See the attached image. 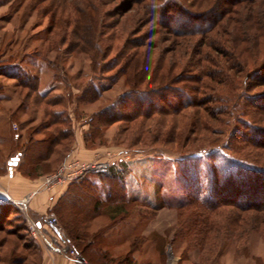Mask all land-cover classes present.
I'll list each match as a JSON object with an SVG mask.
<instances>
[{"label":"trees","instance_id":"16d2710c","mask_svg":"<svg viewBox=\"0 0 264 264\" xmlns=\"http://www.w3.org/2000/svg\"><path fill=\"white\" fill-rule=\"evenodd\" d=\"M262 1L129 0L126 11L138 5L137 11L145 9L150 22L168 28L167 32L174 36L169 50L158 53L157 58L150 55L148 48L144 49V41L130 37L118 49L117 58L107 60L122 37L118 31L105 33L113 27L105 24L103 19L109 13H103L102 3L96 0H86L77 17L66 19L67 27L72 25L83 31L82 27L88 24L81 16L90 22L93 19L94 27L89 25L93 37L87 32L71 31L70 35H62L60 45L55 37L63 21L54 18L44 39L47 50L63 46L68 54L89 53L90 79L115 84L123 78L125 88L113 101L85 116L79 107L97 102L107 89L85 86L73 93L71 78L59 58L41 57L52 73V80L63 84V92L41 93L39 78L28 71L16 76L18 108L40 112L45 125L41 138L33 135L37 127H28L21 145L12 143L17 134L9 130L8 159L17 157L15 167L21 175L37 178L54 171L70 153L74 143L70 112L75 121L86 117L88 128L83 133L86 144L99 138L102 128L121 122L125 124L124 140L130 146L173 145L181 148V154L204 158L203 164L200 162L204 168L188 173L186 194L176 202L178 209H186V216L193 218L184 232L193 230L192 240L199 242L202 249L211 251L220 234L241 239L256 232L264 237V197L248 201H240L239 197H247L242 191L258 184L256 181L253 186L248 181L245 184L247 179L264 176V90L256 91L264 87ZM36 3H47L45 14L52 12L53 16L61 8L71 16L72 9L65 0H30V6ZM167 8H172L175 15L165 17ZM13 121H17L15 110L9 117V123ZM224 133L230 136L232 153L209 151V147L218 146V136ZM217 155L229 159L217 161ZM127 172L125 162L115 161L107 171L97 174L98 182L87 178L72 182L48 212L54 214L65 230L70 246L90 262L94 251L101 248L103 230L130 217L134 205H142L126 195ZM99 184H104L103 191ZM259 186L256 190L263 192L264 184ZM230 207L235 210L225 215L221 212V208ZM20 213L11 203L0 202V234L11 233L0 237V264L37 263L35 259L28 260L37 253L38 244L30 235L26 218L25 226L21 227L26 233L6 231L10 215ZM99 215L107 216L108 223L90 234L91 220ZM136 250L131 242L123 257L113 258L102 252L99 262L127 264Z\"/></svg>","mask_w":264,"mask_h":264},{"label":"rangeland","instance_id":"374dc122","mask_svg":"<svg viewBox=\"0 0 264 264\" xmlns=\"http://www.w3.org/2000/svg\"><path fill=\"white\" fill-rule=\"evenodd\" d=\"M85 1L65 0L68 7L72 9L71 16L68 15L70 14L67 12L68 10L62 11L61 8L52 16V12L49 14L44 12L47 3H36L30 6V0H0V134H3V137L5 136V139L0 143V160L5 161L6 156L9 154L8 149L11 148L7 130L10 129L17 134V140L12 142L15 145H21L25 141V132L28 127H37V130L33 132L35 138L43 136L45 124H43L41 113L38 111L30 112V110L27 111L25 108H18L17 106L16 76L28 71L31 75L39 78L41 93L54 95L63 92V84L52 80V73L45 62L41 60V57L49 60L59 58V63L62 65L64 72L71 78L70 84L73 93H77L78 88L85 86L96 90L104 89L105 91L107 89L97 102L79 107V111H83L85 116L101 109L123 92L125 88L123 78L115 84H110L106 80L90 79L92 74L89 67L91 62L89 53L68 54L65 53L63 46L49 51L46 43H44L45 37L52 28L54 18L63 21V27L57 28L58 33L55 37L60 45L62 35H70L71 31L87 32L86 35L93 37L91 28L94 27V22L91 18L90 22L86 19V16H81L88 24L82 27L85 29L84 31L77 30L72 25L66 26V19L77 17L79 7H84ZM171 1L173 2V0ZM190 1L186 0V3ZM96 2L102 3L100 10L103 13L106 11L109 13L108 17L103 20L106 25L111 24L112 26H110L113 28L106 29L105 33L108 35L112 31H118V34L122 37L121 41L117 42L119 47L113 50L107 60L117 58L118 49L130 37L144 41V49L148 48L150 55L156 58L158 53L169 50L174 36L167 32L168 28H164L161 24L156 25L154 21L150 22V16L145 9L137 11L138 5H135L133 10L126 11L129 0H96ZM121 3L122 6H119ZM142 3H140L141 6ZM164 14L165 17H168L169 15H175V11L172 8H167ZM259 90H264V87L256 91ZM14 110L16 111L17 121L9 123L10 114ZM70 116L72 117L74 129V143L70 152L74 150L76 138L81 137L86 149L101 150V154L99 152L92 160L104 157L107 153H122L127 154L129 157L126 161H123L127 164L128 171L126 195L129 199L141 202L142 205L139 203L136 206L134 205L130 217L118 224L116 231L127 233V236L124 241L125 245L123 244L124 246L120 248V254L117 257H123L132 242L137 250L132 253L127 264H264V237L256 232H249L241 239L226 238L220 234L215 246L208 252L200 247L199 242L192 240L193 230L188 233L184 232L186 225L193 218L186 216V209H178V203L176 202L183 199L186 194L188 173L204 168L200 164V162L203 164L205 161L203 157L181 154L179 151L181 148H174L173 145L172 148L170 146L166 148L149 144L144 145V143L130 146L124 140L123 130L125 124L121 122L102 128L100 137L86 144L83 138V133L88 128L85 124L86 117H83L80 121H75L71 112ZM230 140L227 133L221 134L218 136V146L209 147L208 150H219L230 155V152L232 153L229 148ZM68 157L67 155L64 161ZM198 158L201 159L199 162ZM228 159V157L221 155L216 157L217 161L226 162ZM89 177L94 179L96 174H90L87 178ZM247 181L252 183L251 186L255 181L258 184L250 189L239 186L245 189L242 192L247 195V197L239 196L240 201L264 197V191L258 192L256 190L257 187H260L259 185L263 187L264 176H260L256 180L247 179L245 184ZM234 210L231 207L221 208L224 215ZM26 217L31 218L27 210H25V213L21 212L18 215L11 214L5 224L6 231H17L21 235L26 233L21 229L25 226ZM102 221L96 220L95 223L89 226L90 234L96 232L99 226L103 227ZM223 222L227 223L224 219ZM57 228L63 231L67 238L65 230L60 227L58 222ZM225 229L228 230V227H225ZM8 234L11 233H1L0 237ZM88 252L91 255L93 254L91 249ZM31 258L36 260V255L28 258L30 262H32ZM84 258L86 261L88 260L86 256Z\"/></svg>","mask_w":264,"mask_h":264},{"label":"crops","instance_id":"0c3cea01","mask_svg":"<svg viewBox=\"0 0 264 264\" xmlns=\"http://www.w3.org/2000/svg\"><path fill=\"white\" fill-rule=\"evenodd\" d=\"M9 130H7L8 134ZM4 137L3 134H0V143L5 139ZM99 152L101 154L100 149H86L83 144V139L79 137L78 139L76 138L74 150H72L68 156L78 157L83 161H90L94 159L97 154H99ZM43 177L44 175L29 179L22 176L15 165L9 164L8 155L6 156L5 161L0 160V202L11 203L12 201L22 200L27 197L26 210L31 217V219H29H33L36 225L42 230L45 229L44 216L54 208L58 199L66 193L71 185V183H68L62 186L47 187L43 183ZM87 179L93 182H98L99 178L96 174V178L94 177V179H90L89 177ZM99 188L103 191V188H105L104 184H99ZM96 220H103V223L101 222L103 226L108 223L107 216L99 215L91 220L90 225L95 223ZM119 223H116L113 226L103 230L101 234L103 238L101 248L94 251L92 261L90 262L88 259L86 264H100L98 257L102 252H107L110 257L113 258L119 256V251L121 250L120 248L125 245L124 241L126 239L125 237L127 236V233L116 231ZM99 228H101V226H99L96 231ZM37 244L38 250L35 254L37 261L36 264H83L69 257L68 255L59 254L55 250L49 249L46 245L42 244L38 240Z\"/></svg>","mask_w":264,"mask_h":264},{"label":"built area","instance_id":"2783aa9c","mask_svg":"<svg viewBox=\"0 0 264 264\" xmlns=\"http://www.w3.org/2000/svg\"><path fill=\"white\" fill-rule=\"evenodd\" d=\"M128 158L127 154L122 153H107L104 157L91 161H83L76 157H69L53 173L44 175L43 183L47 187H55L80 181L87 178L90 174L107 171L110 164L115 161H126ZM27 199L26 197L22 200L12 201L11 204L25 213ZM26 221L28 230L34 239L59 254L68 255L86 264L85 258L69 245L64 232L57 228V220L53 213H48L44 216L45 229L43 230L27 217Z\"/></svg>","mask_w":264,"mask_h":264},{"label":"water","instance_id":"95a60500","mask_svg":"<svg viewBox=\"0 0 264 264\" xmlns=\"http://www.w3.org/2000/svg\"><path fill=\"white\" fill-rule=\"evenodd\" d=\"M16 161H17V157H14V158L11 159V161H9V164L10 165L11 164L15 165L16 164Z\"/></svg>","mask_w":264,"mask_h":264}]
</instances>
